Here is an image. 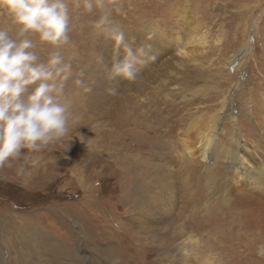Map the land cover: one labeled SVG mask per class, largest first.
I'll list each match as a JSON object with an SVG mask.
<instances>
[{"label":"rangeland","instance_id":"obj_1","mask_svg":"<svg viewBox=\"0 0 264 264\" xmlns=\"http://www.w3.org/2000/svg\"><path fill=\"white\" fill-rule=\"evenodd\" d=\"M122 5L152 59L107 81L114 41L72 13L69 132L0 167V264H264V182L240 165L264 168V0Z\"/></svg>","mask_w":264,"mask_h":264},{"label":"clouds","instance_id":"obj_2","mask_svg":"<svg viewBox=\"0 0 264 264\" xmlns=\"http://www.w3.org/2000/svg\"><path fill=\"white\" fill-rule=\"evenodd\" d=\"M122 9V0H0V14L9 20L0 26V167L19 158L22 149L38 152L69 132L64 89L73 65L63 49L71 42L73 12L92 17L88 27L95 39L114 41L110 66L96 53L105 79H137L152 57L125 41L115 19ZM74 84L92 91L83 78ZM256 255L264 258V244L257 245Z\"/></svg>","mask_w":264,"mask_h":264},{"label":"bare ground","instance_id":"obj_3","mask_svg":"<svg viewBox=\"0 0 264 264\" xmlns=\"http://www.w3.org/2000/svg\"><path fill=\"white\" fill-rule=\"evenodd\" d=\"M230 75V74H229ZM208 135H210V134H208ZM209 138V137H208ZM210 141H211V138H209L208 139V143H207V145H206V150L208 151L209 150V144H210ZM193 151V150H192ZM206 158V157H205ZM232 159L234 158V155L231 157ZM241 161H242V164H240L241 165V167L244 169V170H246V171H248V175H250V176H252V177H254V178H256L257 180H259L260 182H264V168H258V169H256V170H254V169H252V170H250L251 168H249L250 166L248 165V163H246L245 161H244V159H243V156L241 157ZM234 161H235V163L236 162H238V160H237V158L236 159H233ZM239 165V166H240ZM249 166V167H248Z\"/></svg>","mask_w":264,"mask_h":264}]
</instances>
